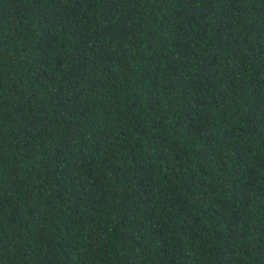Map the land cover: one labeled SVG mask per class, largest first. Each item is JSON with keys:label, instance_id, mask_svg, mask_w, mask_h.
Here are the masks:
<instances>
[{"label": "trees", "instance_id": "1", "mask_svg": "<svg viewBox=\"0 0 264 264\" xmlns=\"http://www.w3.org/2000/svg\"><path fill=\"white\" fill-rule=\"evenodd\" d=\"M0 264H264V0H0Z\"/></svg>", "mask_w": 264, "mask_h": 264}]
</instances>
